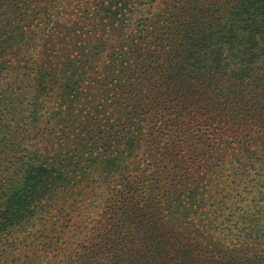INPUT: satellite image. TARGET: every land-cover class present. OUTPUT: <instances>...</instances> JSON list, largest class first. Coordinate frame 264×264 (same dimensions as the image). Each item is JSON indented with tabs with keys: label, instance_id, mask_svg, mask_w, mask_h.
<instances>
[{
	"label": "rangeland",
	"instance_id": "1",
	"mask_svg": "<svg viewBox=\"0 0 264 264\" xmlns=\"http://www.w3.org/2000/svg\"><path fill=\"white\" fill-rule=\"evenodd\" d=\"M119 1L0 3V212L27 165L41 159L59 178L32 218L0 231V264L166 260L151 255L162 244H133L132 206L154 210L148 219L160 212L169 227L190 215L198 229L196 213L211 215L230 230L216 235L226 250L264 230V155L236 163L239 141L235 149L230 134L180 115L176 91L156 82L167 59L158 43L183 0ZM202 181L204 193L189 200Z\"/></svg>",
	"mask_w": 264,
	"mask_h": 264
},
{
	"label": "trees",
	"instance_id": "2",
	"mask_svg": "<svg viewBox=\"0 0 264 264\" xmlns=\"http://www.w3.org/2000/svg\"><path fill=\"white\" fill-rule=\"evenodd\" d=\"M39 1L72 6L84 3V0ZM118 2L122 3L117 0L116 5ZM183 2L182 9L167 16L166 37L158 43L167 59L165 66L160 67L156 82L162 85L164 93L176 91L171 103L178 107L180 115L194 114L196 122L213 129L212 133L230 134L235 149L239 141L242 147L231 153L236 163L255 165L264 155V0ZM150 57H155L153 52ZM38 161L26 166L22 183L10 191L0 212V231L15 228L32 218L59 179L53 165ZM206 185L207 182H197L188 192V199L197 201L196 195H202ZM132 209L129 213L133 244L148 246L152 242L156 247L162 244L157 248L160 253L151 255L169 256L166 260H154L147 254L138 259L119 260L120 264H264V252L261 256L253 255L254 249H264L263 229L238 235L239 243H232L226 250L225 242H220L216 235L230 230L216 225L211 215L206 222L203 214L196 213L198 229L195 224L188 226L190 215L185 216L187 221L182 225L169 227L160 212H156L157 218L148 219L155 214L152 208L147 213H140L135 206ZM221 217L222 214L217 215L216 220ZM261 220L264 221V216ZM158 233L172 240H162ZM202 233L204 236L199 241L195 235ZM192 234L194 239L190 237ZM189 255L196 260L189 262ZM229 255L232 260L219 258ZM236 255L254 260L240 263Z\"/></svg>",
	"mask_w": 264,
	"mask_h": 264
}]
</instances>
